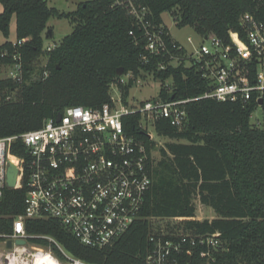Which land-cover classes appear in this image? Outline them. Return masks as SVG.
I'll use <instances>...</instances> for the list:
<instances>
[{"label":"trees","instance_id":"16d2710c","mask_svg":"<svg viewBox=\"0 0 264 264\" xmlns=\"http://www.w3.org/2000/svg\"><path fill=\"white\" fill-rule=\"evenodd\" d=\"M149 8L153 19L163 23L170 13L179 28L191 27L196 35L214 34L226 44L231 31H241L240 18L254 13L255 0H138ZM0 32L9 38L16 19V41L27 39L22 47L14 42L0 45V66L10 63L19 52L23 56L28 83L20 87L16 99L0 108V138L40 129L45 120L56 118L69 107L101 108L111 102L110 86L117 70L134 72L144 81L153 73L161 83L158 97L164 100L193 99L209 90L195 72L183 67L157 71V62L143 63L144 42L137 44L130 30L137 33L134 20L125 10L111 8L110 0H92L76 11L50 7L47 0H0ZM51 19H66L73 31L56 48L44 49ZM138 36V35H137ZM15 41V42H16ZM44 54L46 73L30 78L33 63ZM172 78L171 90L165 82ZM147 85V84H146ZM9 88L15 87L8 83ZM170 86V85H169ZM132 84L122 86L127 97ZM188 122L178 130L168 120H159L156 130L171 142L159 150L160 159L151 167L152 186L145 197L140 219L112 245L97 250L82 245L59 222L26 220L29 235L51 236L74 258L86 264H147L153 251L150 235L152 219L195 217V198L213 211V220L188 221L183 229L194 235L220 234V245L202 258V247L192 257L179 256L186 264H264V127L250 120L253 105L223 103L211 99L185 105ZM139 119H125L126 131L149 145L138 130ZM150 149V145L148 146ZM25 155L21 142L13 149ZM26 189H5L0 203V234L12 232L13 219L24 214ZM36 245L48 242L33 239ZM56 255L60 252L55 249Z\"/></svg>","mask_w":264,"mask_h":264},{"label":"built area","instance_id":"2783aa9c","mask_svg":"<svg viewBox=\"0 0 264 264\" xmlns=\"http://www.w3.org/2000/svg\"><path fill=\"white\" fill-rule=\"evenodd\" d=\"M110 1L111 8L125 10L134 20L139 34L132 29L129 36L137 44L144 42L143 63L157 62V71L169 67L193 70L208 83L209 90L193 99L157 96L140 101L132 94L126 97L121 87L132 84L130 93L139 90L153 80V73L144 81L132 71L124 72L111 83V102L101 108L69 107L60 121L50 118L40 129L0 138V203L8 189L9 164L18 169L16 186L10 190L26 189L24 214L13 219L11 233L0 234V264H36L41 252L56 264H86L53 237L29 235L25 225L29 219L57 221L92 249L103 250L121 238L140 219L152 186L151 167L158 161L159 150L165 148L161 141L168 139L158 135L156 123L168 120L178 130L184 129L188 122L186 104L211 99L253 105L250 120L261 126L255 113L264 110V0H255L258 6L254 13L241 16L242 30L231 31L228 44L214 34H197V40L187 38L189 47L177 41L164 22L157 23L138 0ZM26 42L23 39L13 44L19 48ZM55 48L49 46L47 52ZM5 56L10 57V63L0 66V108L14 101L20 87L28 83L22 54L6 51ZM171 80L165 82L167 90H171ZM8 83L15 87L9 88ZM129 117L139 119L137 128L151 149L126 131L125 119ZM18 142L25 155L13 152ZM195 204V217L151 220L153 251L147 264H184L179 256L192 257L198 246L203 248L199 253L202 258H209L211 250L219 248V233L194 235L183 229L185 222L204 221L199 213L206 207L200 196ZM35 238L47 241V247L34 244ZM18 240L26 244L18 245Z\"/></svg>","mask_w":264,"mask_h":264},{"label":"rangeland","instance_id":"374dc122","mask_svg":"<svg viewBox=\"0 0 264 264\" xmlns=\"http://www.w3.org/2000/svg\"><path fill=\"white\" fill-rule=\"evenodd\" d=\"M50 7L57 8L60 11L72 12L76 11L79 5L92 1V0H47ZM3 12V7L0 4V13ZM163 22L168 27L171 35L183 45H187L189 47L187 38L192 37L193 39H198L196 33L191 27H183L179 28L174 22L173 17L170 13H165L162 15ZM51 27L48 30H51L54 34L53 38L46 39L44 41V49H47L49 46L57 45L62 42V40L70 35L73 31V25L66 19H51L49 21ZM15 42L16 41V19L15 17L12 19L10 26V36L9 38H5V36L0 32V45L5 42ZM47 66V57L42 54L40 55L36 61L33 63L34 71L30 73V78L32 80L38 78L39 73H46L45 69ZM161 90V83L156 82L154 80L150 81L147 85H143L142 88L132 90L130 93L131 96H134L137 100H146L150 98L157 97ZM259 120L261 121V127H264V110L262 109L259 112H256ZM168 142H171L170 139H165L161 141L162 145H166ZM160 153L158 155V160L160 159ZM201 220H213L215 214L212 210L203 208L199 213ZM171 226V224H170ZM2 250V248L0 249Z\"/></svg>","mask_w":264,"mask_h":264},{"label":"water","instance_id":"95a60500","mask_svg":"<svg viewBox=\"0 0 264 264\" xmlns=\"http://www.w3.org/2000/svg\"><path fill=\"white\" fill-rule=\"evenodd\" d=\"M51 34V30H47V35L45 36L46 39H49ZM124 74V69L120 68L117 70V75L119 77H121ZM62 117V114H59L57 116V120L60 121ZM17 176H18V169L16 168L15 165L13 164H9L8 168H7V173H6V187L8 189H14L17 183ZM18 245H25L26 241L25 240H18L16 242ZM7 248H12V242L9 241L7 243Z\"/></svg>","mask_w":264,"mask_h":264},{"label":"bare ground","instance_id":"6f19581e","mask_svg":"<svg viewBox=\"0 0 264 264\" xmlns=\"http://www.w3.org/2000/svg\"><path fill=\"white\" fill-rule=\"evenodd\" d=\"M36 264H56L54 260H52L50 255L44 254L41 252L36 259Z\"/></svg>","mask_w":264,"mask_h":264},{"label":"crops","instance_id":"0c3cea01","mask_svg":"<svg viewBox=\"0 0 264 264\" xmlns=\"http://www.w3.org/2000/svg\"><path fill=\"white\" fill-rule=\"evenodd\" d=\"M48 26L51 27V25L48 23ZM54 37V34L53 32L51 31V34H50V37L49 38H53Z\"/></svg>","mask_w":264,"mask_h":264}]
</instances>
